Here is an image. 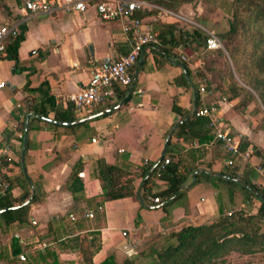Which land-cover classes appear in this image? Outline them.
Listing matches in <instances>:
<instances>
[{
	"label": "crops",
	"instance_id": "obj_1",
	"mask_svg": "<svg viewBox=\"0 0 264 264\" xmlns=\"http://www.w3.org/2000/svg\"><path fill=\"white\" fill-rule=\"evenodd\" d=\"M17 14L18 20L10 25L17 29L22 24L24 28L17 57L0 59V80L5 82L0 87V158L6 162L0 171V195L9 189L12 199L27 191V199L33 197L28 203L27 223L4 226L3 232L0 229L3 256H9L15 237L24 247L21 252L26 254V264H84L85 250L94 262L111 253L120 260L137 254L144 243L160 239L162 233L211 223L221 213L247 207L241 193L236 191L232 200L229 198L219 177L246 174L264 185L254 168L260 159L264 161V129L254 122L251 105L236 108L238 98L228 99L212 81L213 90L207 88L205 96L200 93L201 102L217 106L225 128L247 137L249 147L256 144L262 153L254 154L253 164L228 166L229 155L214 135L200 141L187 137L189 126L181 128L197 114L196 87L176 83L184 68L161 59L152 51L156 45L144 48L131 69L133 82L124 96L115 94L92 114L76 111V121L86 124L72 129L56 123L53 111L36 113L31 108L34 101L40 102L47 94L57 102L67 101L68 94L85 87L97 64L126 53L130 42L121 22L101 18L96 2L85 12L33 13L21 7ZM154 15L144 18L154 25L161 22ZM183 52L190 60L191 78L200 87L199 72L205 64L202 52L189 47ZM175 104L179 110L173 108ZM162 156L179 162L183 172L191 169L189 183L180 188L186 189L184 195L168 213L150 198L162 197L169 187L158 174V166L154 169ZM148 162L154 165L144 177L141 171ZM77 163L82 165L83 190L75 199L69 183ZM99 163L116 166L119 181L127 173L133 176L135 193L106 199ZM202 172L211 177L198 179ZM152 173L149 203L144 204L140 197L143 182ZM24 202L16 201L15 206ZM91 211L94 215L87 216ZM38 242L51 245L42 251ZM46 250L43 259L40 252ZM13 258L18 260V255ZM0 264L11 263L0 256Z\"/></svg>",
	"mask_w": 264,
	"mask_h": 264
},
{
	"label": "trees",
	"instance_id": "obj_2",
	"mask_svg": "<svg viewBox=\"0 0 264 264\" xmlns=\"http://www.w3.org/2000/svg\"><path fill=\"white\" fill-rule=\"evenodd\" d=\"M149 1L154 2V0ZM192 1L162 0L168 8L176 11L181 4ZM0 7L6 11L10 25H12L19 18L17 12L22 7V2L21 0H15L14 5H10L8 0H0ZM226 9L230 14L228 19L229 28L217 35L225 50L222 48L216 49L214 51L216 57L210 59L205 58L211 50L207 49L208 33L204 29L196 26L193 28L186 27L180 21L155 23V27L159 30L160 43L152 51L164 61L180 65L187 71L188 75L186 72H182L176 79V83L184 87L191 84L195 85L197 110L201 107L200 91L199 86L191 78L192 69L189 62L182 58L185 55L183 49L186 47L195 52L207 51V55L203 56V60L208 72L215 71L217 64L227 66L230 77L227 80L223 78L221 82H224V84H216V89L228 99L238 98L236 108H247L254 103L256 101L255 92L264 104V0H231ZM146 14L154 13L138 12L137 16L144 17ZM18 26L17 29L13 28L9 33L5 49L0 52V59L17 57L18 46L24 31L22 24ZM243 37L251 45L244 43L241 40ZM241 50H244L243 54ZM146 61L142 67L145 66ZM231 66L250 88L235 79ZM199 75L204 80L208 79L207 74L204 72H199ZM207 88L213 90L211 81H209ZM128 89V85L117 84L115 93L120 98L125 95ZM31 108L42 115H47L49 111H53L56 123L67 124L72 129L87 123L86 121L72 123L77 120L74 103L69 100L57 102L49 94L40 102L34 101ZM173 108L179 110L176 104ZM209 122L208 116L196 114L193 118L186 120L181 128L184 129L189 126V133H186L187 137L188 135L195 136L203 141L213 137ZM23 125L24 121L21 128H23ZM241 140L243 149L249 147L251 142L247 137L242 136ZM251 147L253 148V156L254 154L262 156L258 145L254 144ZM4 164L6 162L1 163L0 171ZM153 165V162H148L143 167L141 175L146 177ZM179 165V162H170L166 170L160 175L168 181L169 187L162 192L160 201L156 203H159V209L164 210L166 213L184 195L186 189L180 188L190 181L191 169L186 173L181 170ZM81 168L82 165L77 163L71 171L69 189L74 193L75 199L79 198L76 193L83 190V181L79 177ZM117 170L114 165L99 163V177L102 181L103 194L106 199L122 198L135 193L132 184L133 176L127 173V176L119 181ZM153 175L154 173L150 174L143 182L142 189L144 191L141 192L140 197L144 204L149 203L147 194L150 191L149 184ZM202 177L210 178L211 175L202 172L199 174L198 179ZM219 180L227 186L228 196L231 200L233 194L237 191L243 195L247 207H241L233 211L232 214L221 213L211 223L189 224L177 230L162 233L159 241L146 242L137 254L125 256L120 260L117 259L115 253H111L102 261L94 262L91 253L85 250L84 264H217L219 258L226 256L231 251L242 254L263 252L264 185L253 182L246 174L236 175L235 177H219ZM28 196L29 192L27 191L16 200L12 199L9 195V189L5 191V194L0 195V210H2L0 212V229L2 232L4 226L7 227L13 223L24 224L29 221L30 204L15 206L16 201L22 203ZM23 250V245L19 243L17 238L13 237L11 255L3 256L0 250V256L13 261V257ZM47 251L40 252L41 258L46 259ZM52 264H55V262Z\"/></svg>",
	"mask_w": 264,
	"mask_h": 264
},
{
	"label": "built area",
	"instance_id": "obj_3",
	"mask_svg": "<svg viewBox=\"0 0 264 264\" xmlns=\"http://www.w3.org/2000/svg\"><path fill=\"white\" fill-rule=\"evenodd\" d=\"M21 2L24 9L33 13L85 12L90 5L96 2L102 19L121 22L123 32L130 42V49L122 55L101 61L95 66L85 87L77 93H71L66 96L67 100L74 103L76 111L82 114H92L95 108L111 100L116 94L115 86L117 84L129 86L133 82L131 69L139 60L144 48L147 45H158L160 43L159 30L153 22L137 16L138 12H153L156 20L161 22L191 21L184 14L149 0H21ZM12 29L11 26L0 22V52L4 51L7 37ZM207 33V49L216 50L223 47L215 32L207 31ZM182 58L190 62L186 54ZM4 85L5 82L0 80V87ZM199 91L202 96H205L207 94L206 84L203 83L199 87ZM197 114L208 116L214 139L221 142L229 155L226 160L228 166L241 168L243 164H253V148L247 147L243 149L241 137L222 125L221 117L215 104L209 105L202 101ZM2 161L0 158V165ZM170 162L171 158L169 156H165L159 162V175L166 170ZM254 168L264 179V161L260 159L254 165ZM6 186L5 184L4 187ZM150 198L154 202L160 201L159 196ZM232 212L229 211L227 214H232ZM86 215L93 216L94 214L91 211ZM15 236L20 237L18 233ZM50 245L47 242H38L37 248L43 251ZM26 258L25 252L18 254L19 261H25Z\"/></svg>",
	"mask_w": 264,
	"mask_h": 264
},
{
	"label": "rangeland",
	"instance_id": "obj_4",
	"mask_svg": "<svg viewBox=\"0 0 264 264\" xmlns=\"http://www.w3.org/2000/svg\"><path fill=\"white\" fill-rule=\"evenodd\" d=\"M167 1V0H166ZM231 0H193L189 3H183L179 6V8L176 10H171L180 12L184 14L185 16L189 17L191 21L181 22L186 27L193 28L194 26L200 27L207 31L215 32L217 35L220 32H224L229 28V22L228 19L230 18V14L228 13L226 7L227 4H229ZM153 2V1H152ZM8 3L10 5H14L15 0H8ZM153 3H156L160 6L166 7V4L162 2V0H154ZM0 22L9 24L10 22L8 20L6 11L0 7ZM244 43H247L246 38L241 39ZM248 44V43H247ZM251 45V44H248ZM224 49V46L222 47ZM225 50V49H224ZM215 50H211L210 53L207 55V51H201L202 57L207 55L205 58H215ZM244 50H241V53L243 54ZM217 69L212 72H208L205 64L203 67H201V72L206 73L208 79L204 80L202 78V81L204 84H206V87L208 86L209 81L215 82L216 84H224L222 79L225 78L226 80L229 79L230 75L227 69V66L224 65H216ZM232 70L234 69L231 66ZM234 71V70H233ZM209 74V75H208ZM235 79L241 83L242 85L249 87L234 71ZM256 95V101L251 104L252 113L254 114L255 118L253 119L254 122L259 125L260 127H264V104L259 97V95L255 92ZM154 240V239H153ZM159 241V239L157 240ZM11 264H26L25 261H19L16 258H14L13 261H10ZM217 264H264V251L259 253H253V254H242L236 251H231L226 256L219 258L217 260Z\"/></svg>",
	"mask_w": 264,
	"mask_h": 264
},
{
	"label": "water",
	"instance_id": "obj_5",
	"mask_svg": "<svg viewBox=\"0 0 264 264\" xmlns=\"http://www.w3.org/2000/svg\"><path fill=\"white\" fill-rule=\"evenodd\" d=\"M142 59L140 60V63H142ZM184 71L186 72V74L188 75L187 71L184 69ZM81 121V120H79ZM79 121H76V122H79ZM76 122H73V123H76ZM26 130H28V127L26 128ZM169 139V138H168ZM25 148V147H24ZM163 155H164V152H163ZM163 157V156H162ZM162 160V158L160 160H158V162L155 164L154 166V169L158 166L159 162ZM0 181H1V178H0ZM33 186V185H32ZM33 196H31L29 199H27L22 205H26L30 202V200L32 199ZM2 210H0L1 212Z\"/></svg>",
	"mask_w": 264,
	"mask_h": 264
}]
</instances>
